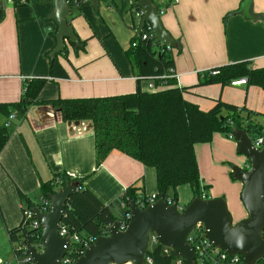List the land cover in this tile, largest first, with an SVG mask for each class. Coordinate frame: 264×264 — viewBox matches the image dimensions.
Masks as SVG:
<instances>
[{"label":"crops","instance_id":"crops-1","mask_svg":"<svg viewBox=\"0 0 264 264\" xmlns=\"http://www.w3.org/2000/svg\"><path fill=\"white\" fill-rule=\"evenodd\" d=\"M242 1L159 0L162 5L169 3L161 18L166 30L179 42L172 54L176 86L188 88L185 98L204 111L211 110L218 100L246 106L261 114L258 121L264 124L262 88L200 85L205 72L225 65L250 62L253 68L264 67V20L241 15L238 11ZM53 10L52 0H30L27 5L4 0L5 15L0 22V103L18 102L25 82L32 78L47 80L41 100L130 94L137 91L138 82L142 90H149L151 82L139 80V70L123 55L128 40L138 35L141 19L128 3L101 0L98 10L90 1L79 7L73 5L69 20L80 40L87 42L84 50L68 46V52L59 56L67 79L53 78L50 72L57 27L47 17ZM252 13L264 16V0H254ZM93 38L99 39L106 52L97 44L87 47ZM9 128L10 139L0 155V235L23 221L18 191L39 201L41 184L58 174H75V179L83 181L105 205L121 200L136 183L143 188L139 190L142 195L158 194L156 170L118 150L112 151L100 167L96 166L95 135L90 121L64 122L61 113L51 106H35L23 120L16 117ZM216 134L210 143L196 145L198 160L209 156L215 161L217 148L224 143ZM225 144L230 148L238 146L229 141ZM224 172L228 174L229 170ZM236 186L232 200L234 224L248 218L237 196L242 184ZM181 187L177 190L180 197L181 192L187 193ZM212 191L209 199L222 197ZM188 199L187 195L181 207H186L194 194ZM0 261L3 262L1 257Z\"/></svg>","mask_w":264,"mask_h":264},{"label":"trees","instance_id":"trees-1","mask_svg":"<svg viewBox=\"0 0 264 264\" xmlns=\"http://www.w3.org/2000/svg\"><path fill=\"white\" fill-rule=\"evenodd\" d=\"M30 1V0H29ZM111 1V0H110ZM160 12L169 7L154 0ZM73 7V0L70 1ZM4 10L0 22L4 19ZM147 28L144 33H148ZM87 41H81L84 50ZM136 46H133V45ZM68 52L67 46L55 58H50V72L53 78L67 79L68 73L59 56ZM171 52L157 49L153 40L136 36L127 52L129 61L139 70V80H148L156 90H142L140 82L135 93L107 97L57 98L41 100L40 93L47 84L46 79L32 78L25 82L21 99L15 103H0V155L10 139L9 117L13 114L23 120L35 106H51L61 113L64 122L90 121L95 135L96 166L100 167L109 154L118 150L129 157L156 170L159 200L162 196L179 206L178 188L188 185L194 198L207 195L209 186L202 182L195 147L210 143L214 134L230 136L237 129L245 130L252 140L264 135V124L258 121L262 116L246 106L238 107L218 100L209 110H202L196 103L185 98L188 88L177 87V78L169 76L174 71ZM217 72V74H213ZM165 77L166 79H162ZM200 85H232L245 78L247 86H257L264 90V67L253 68L250 62L225 65L203 74ZM161 85L167 88L159 90ZM264 116V115H263ZM233 175V174H232ZM70 181L80 182L79 189L69 200L63 218V225L71 233L82 238L100 237L126 211L120 208V201L127 206L137 202L142 195L136 184L131 185L124 197L111 205H105L83 181L71 179L66 174H58L51 181L42 183L39 201L32 200L18 191L19 200L25 209L41 207L48 195L56 193ZM209 198V196H208ZM117 209V213L114 208ZM1 213V205H0ZM9 240L16 257H22L19 245L40 243L42 230L30 228L24 222L7 229ZM78 258V257H76ZM152 264H175L176 258L166 254L160 246H152L146 257ZM145 264H148L147 262Z\"/></svg>","mask_w":264,"mask_h":264},{"label":"water","instance_id":"water-1","mask_svg":"<svg viewBox=\"0 0 264 264\" xmlns=\"http://www.w3.org/2000/svg\"><path fill=\"white\" fill-rule=\"evenodd\" d=\"M54 10L47 17L54 22L57 31L56 47L51 53L55 58L67 46L79 50L82 43L69 18L72 15L70 0H52ZM95 10L101 0H89ZM254 0H243L239 13L247 19L264 20L261 14L252 13ZM138 8L143 12L139 21L138 36L147 24L157 43L178 49L179 42L166 30L159 6L154 0H138ZM4 2L0 0V14ZM238 143V152L247 159L248 169L233 167V179L243 184L241 201L248 218L234 224L224 198L204 200L195 197L186 207L169 204L165 197L144 209L130 202L131 213L128 227L122 231L119 220L109 227L108 236H100L90 245L76 264H145L149 252L150 236L154 233L160 246L171 250V256L181 258L185 264H197L195 250L189 236L198 225H203L209 241L229 256H241L243 264H257L264 259V147L258 150L243 129L233 132ZM80 182L70 181L56 193L48 195L49 209L42 212L33 209L35 219L41 223L42 251L30 246L26 255L34 264H62L70 248V237L60 236V229L69 200L79 189Z\"/></svg>","mask_w":264,"mask_h":264},{"label":"built area","instance_id":"built-area-1","mask_svg":"<svg viewBox=\"0 0 264 264\" xmlns=\"http://www.w3.org/2000/svg\"><path fill=\"white\" fill-rule=\"evenodd\" d=\"M8 3L14 4V5H27L29 3V0H6ZM71 1V0H70ZM69 1V3H70ZM107 1V0H106ZM124 2L128 3L131 7V9L134 11V13L141 18L143 16V12L141 9L138 8V0H123ZM4 2V0H3ZM89 2V0H73L74 6H80L82 3ZM164 13V10L161 12V15ZM149 31L148 33H142L140 37H142L144 40L150 39L153 40L154 43L157 45V49H159L162 52H171L173 49L170 46H166L163 43H157L155 40V36L151 30V27L149 24L145 27V29ZM133 46H136L135 44ZM174 71L171 70V74L169 76L176 77L177 75H173ZM213 74H217V72H213ZM162 79H166L163 77ZM247 80L245 78L241 79L238 82H233L232 85H245ZM149 90H156V86L154 83H150L148 85ZM16 119V115L13 114L8 119V126L10 123ZM230 137H233V133L230 134ZM256 148L258 150H261L264 147V135L258 137L256 140H253ZM248 162L245 163L244 169H248ZM67 177L71 179L77 178L75 174L73 173H67ZM204 200L209 199L208 195L203 194L202 197H200ZM157 195L147 196V195H141L137 202H134L137 207L144 209L147 206L151 205L152 203H155L157 201ZM169 204H172L173 202L171 200H168ZM49 200H43L41 202V207H39L42 212H47L49 209ZM120 208L124 211L129 209V206L124 201H120ZM131 213L129 211L126 212V214H123L121 218L119 219L120 229L124 231L130 222ZM24 222L26 225H28L30 228L35 230H42L41 223L35 219V214L33 209H25L24 210ZM60 236L63 238L70 237V248L68 249V254L64 257L62 264H76L77 260L84 254L85 250L92 245L97 238H82L78 233H71L69 231V228L62 224L61 229L59 231ZM109 234V228L101 235V236H108ZM42 237V236H41ZM189 242L192 245V247L195 250V260L197 264H243V259L241 256H229L226 252L222 251L221 249L215 247L208 239L206 235V231L203 227V225H198L195 230L192 232V234L189 236ZM160 245V242L157 238V236L152 233L150 236V244L149 249L152 246ZM30 246H34L38 251H42L43 244L40 240V243L35 245H27V244H21L18 247V250L22 253V260L18 262V264H34L30 258V256H27L26 253ZM165 253L171 255V250L164 248ZM78 257V258H76ZM146 262L148 264H152V261L150 259L146 258ZM0 264H3L2 261H0ZM175 264H185L184 260L181 258H176ZM257 264H264V259L257 262Z\"/></svg>","mask_w":264,"mask_h":264},{"label":"rangeland","instance_id":"rangeland-1","mask_svg":"<svg viewBox=\"0 0 264 264\" xmlns=\"http://www.w3.org/2000/svg\"><path fill=\"white\" fill-rule=\"evenodd\" d=\"M133 37H135V35ZM133 39L134 38H132L131 40H128V42L126 44L127 47L124 49V52H123V55L125 58L127 57L126 52L131 47V42L133 41ZM88 44L89 45H87V47L89 49H91L92 46L96 45V44L99 45L100 47H102L99 39H96V38L90 39L88 41ZM102 50L104 52H106L103 47H102ZM108 59L111 61L110 58H108ZM260 119H262V118H260ZM216 136L220 137V139L224 142L223 144L220 145L221 147H223L222 150H223L224 154L221 153L222 152L221 147H218L217 148L218 155H216L215 161H214L215 163L217 162L218 165L217 164L214 165L212 158L210 159L209 156H207V157H201L200 156V159L199 160L197 159L198 165H199L200 176H201L202 182L206 186H209V190L207 191V195L210 197L209 191L213 190L212 194H218V195L222 196V197H218V198H224L228 204V208H229V206H231V209L229 208V211L232 215V218L234 219L233 214H232V212L234 210L232 207V204H233L232 200L235 197L236 191L238 190L236 185H241L242 183L240 181L233 179L232 171H233L234 166H239V167L243 168L247 159L243 155L239 154L238 146L230 148L228 144H225V142L229 141V142L237 145L236 144L237 142L235 139H230L229 138L230 136H227L226 134H222V133H217ZM224 169L229 170L228 174H226L224 172ZM180 189H181V191H183V189H185V191H187V193L181 192V194L183 195L182 197L179 196V206L181 207V205H180L181 201H183L187 195H188V197H190V199H188V200H191V198L193 197V193H192L193 190L191 187H189L187 185H184ZM242 190H243V184H242L241 191H239V194L237 195L239 199L241 198ZM184 194H185V196H184ZM239 201L243 207L241 199ZM229 202L231 205H229ZM113 208H114V211L117 213V209H115V207H113ZM243 208L245 209V207H243ZM1 224H2V220L0 218V225ZM0 241L2 242V244L0 243V248H1L0 249V257L3 259V264H18V262L20 260H22L23 258L15 256L12 244L9 241V238H8L6 232H3V234L0 235Z\"/></svg>","mask_w":264,"mask_h":264}]
</instances>
